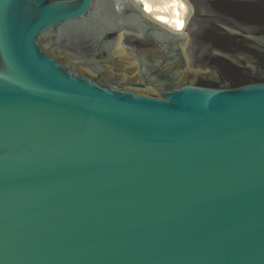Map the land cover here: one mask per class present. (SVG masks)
<instances>
[{"label": "water", "instance_id": "water-1", "mask_svg": "<svg viewBox=\"0 0 264 264\" xmlns=\"http://www.w3.org/2000/svg\"><path fill=\"white\" fill-rule=\"evenodd\" d=\"M0 0V264H264V0Z\"/></svg>", "mask_w": 264, "mask_h": 264}, {"label": "rangeland", "instance_id": "rangeland-1", "mask_svg": "<svg viewBox=\"0 0 264 264\" xmlns=\"http://www.w3.org/2000/svg\"><path fill=\"white\" fill-rule=\"evenodd\" d=\"M135 1L147 12V14L157 19L159 23H164L171 27L180 28L188 14V7L182 0Z\"/></svg>", "mask_w": 264, "mask_h": 264}, {"label": "flooded vegetation", "instance_id": "flooded-vegetation-1", "mask_svg": "<svg viewBox=\"0 0 264 264\" xmlns=\"http://www.w3.org/2000/svg\"><path fill=\"white\" fill-rule=\"evenodd\" d=\"M130 2H131V0H129ZM181 1V0H180ZM183 2V1H182ZM132 3V2H131ZM135 6H137V7H139V9L142 11V13L144 14V16H146L147 18H149V14H147V12L145 11V10H143V8L139 5V4H134ZM150 19V18H149ZM155 21H158L157 19H155ZM158 23V22H157ZM159 24H161V25H167V24H164V23H159ZM183 25V24H182ZM182 25H181V27H182ZM167 26H169V25H167ZM169 27H171V26H169ZM181 27L180 28H176V27H171V28H173L174 30H179V29H181Z\"/></svg>", "mask_w": 264, "mask_h": 264}, {"label": "bare ground", "instance_id": "bare-ground-1", "mask_svg": "<svg viewBox=\"0 0 264 264\" xmlns=\"http://www.w3.org/2000/svg\"><path fill=\"white\" fill-rule=\"evenodd\" d=\"M132 2H133V4H136L137 5V2L135 1V0H131ZM183 2H184V0H182ZM185 3V2H184ZM186 4V3H185ZM150 15V14H149ZM149 18L153 21V19H154V21H155V18H153L151 15L149 16ZM155 22H158L159 23V21H155ZM161 22V21H160Z\"/></svg>", "mask_w": 264, "mask_h": 264}]
</instances>
